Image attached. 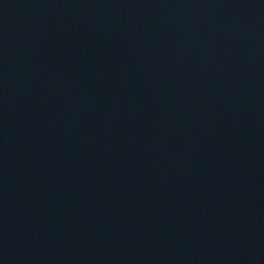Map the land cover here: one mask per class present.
Here are the masks:
<instances>
[{"label":"water","instance_id":"water-1","mask_svg":"<svg viewBox=\"0 0 264 264\" xmlns=\"http://www.w3.org/2000/svg\"><path fill=\"white\" fill-rule=\"evenodd\" d=\"M0 264H264V0H0Z\"/></svg>","mask_w":264,"mask_h":264}]
</instances>
